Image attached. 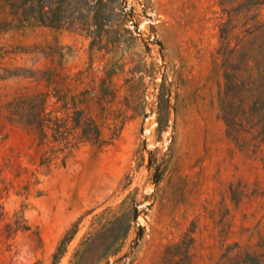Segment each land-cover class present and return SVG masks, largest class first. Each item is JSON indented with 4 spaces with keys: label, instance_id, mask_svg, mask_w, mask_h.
I'll return each mask as SVG.
<instances>
[{
    "label": "rangeland",
    "instance_id": "rangeland-1",
    "mask_svg": "<svg viewBox=\"0 0 264 264\" xmlns=\"http://www.w3.org/2000/svg\"><path fill=\"white\" fill-rule=\"evenodd\" d=\"M103 1L74 31L0 0V264L75 227L69 264L120 203L100 264H264V0Z\"/></svg>",
    "mask_w": 264,
    "mask_h": 264
},
{
    "label": "trees",
    "instance_id": "trees-1",
    "mask_svg": "<svg viewBox=\"0 0 264 264\" xmlns=\"http://www.w3.org/2000/svg\"><path fill=\"white\" fill-rule=\"evenodd\" d=\"M103 5V0H22V19H33L54 28L65 26L74 31L85 30L92 25L101 26L100 9ZM25 110L22 102V117ZM27 123L32 122L27 120ZM131 218L132 214L126 211L124 203L104 208L94 216L91 229L72 254L69 264H100L115 255L125 242ZM115 225L118 229L113 232ZM74 232L75 227H72L62 238L53 256L54 264Z\"/></svg>",
    "mask_w": 264,
    "mask_h": 264
}]
</instances>
